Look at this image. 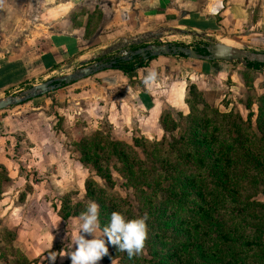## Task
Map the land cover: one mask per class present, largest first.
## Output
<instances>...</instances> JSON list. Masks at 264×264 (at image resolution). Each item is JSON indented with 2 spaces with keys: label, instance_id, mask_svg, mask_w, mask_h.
I'll return each mask as SVG.
<instances>
[{
  "label": "rangeland",
  "instance_id": "rangeland-1",
  "mask_svg": "<svg viewBox=\"0 0 264 264\" xmlns=\"http://www.w3.org/2000/svg\"><path fill=\"white\" fill-rule=\"evenodd\" d=\"M60 1L66 0H47V4L53 6ZM97 6L95 4V7L86 9L88 6L82 2L73 8L72 14L80 17L85 16L84 22L97 27L101 20V12ZM54 16L48 10V14L44 17L49 19ZM74 21L82 22L81 19ZM214 42H222L247 51H254L247 49L246 41L242 40L238 34L207 38L190 32L182 34L168 30H162L156 37L144 36L141 38L140 45L172 43L196 49L199 46L205 48ZM130 44L136 43L125 37L118 40L116 46ZM116 46L106 51L103 60L109 61L111 57L121 52L115 49ZM21 52L18 51L17 54ZM2 53L16 55V52L10 51ZM99 56H94L95 58L87 64L101 60V58L98 59ZM168 56L166 58L179 59L181 57L179 55ZM190 60L191 64L189 61L173 64L168 62V59L150 63V60L144 66L148 70H140L138 74H134V72L131 74L130 85L139 84L140 87H143L145 83L142 84V82L145 77L154 70L156 82H161L162 85L159 86V89L166 86V83L170 85L172 78L177 80L178 74L186 78L185 83H181V87H185L183 97L180 98L176 92L177 98L175 99L178 101H172L175 106H168L161 102L160 98L152 114L143 119V122H146L144 124L142 122L143 130H140L133 121L134 116L131 111L135 107L130 103V100L127 102L129 104L128 113L122 115L119 122L110 116L111 111H117L118 106L108 100L107 96L110 93L107 90L106 111L98 106L100 100L95 101L94 109L87 108L86 101L82 99L89 95L87 89L92 87V83L84 86L79 85L72 89L74 94L82 96L80 100L76 97L72 98L74 100H69L71 91L66 86L71 82L50 91L51 93H46L45 95L49 96V101L43 102V104H38L35 107L31 104L17 109L9 106L11 108L0 110V162L6 166L10 176V181L3 185L2 199L0 200V264H13L14 262L23 264L22 260L18 261L21 254L26 257L27 264H71L70 257L64 253L73 250L72 238L78 228V216L63 219L65 212L62 207L65 199L69 200L67 205L71 208H74L78 202H88L84 197L86 179L92 178L108 193L125 198L132 205L134 217L144 214V212L141 215L138 214V193L136 195L135 190L128 187L124 178L115 170L111 169L113 185L107 186L90 165L86 166L80 162L81 146L84 142L99 145L101 144L99 142H106V138L119 140L133 146L143 157V146L155 153L158 149L155 145L157 142L162 140L167 143L172 142L174 139L188 135V131H191L194 126L200 127L203 132L205 130L203 127L204 118L212 119L213 124L216 123L219 126V130L216 132L219 136L227 134L230 130L235 133V138H237L236 129L246 127L250 128L249 133H256L257 139L260 138L264 133V121L262 120L264 118V66L253 69L238 60L221 61L223 63L214 72L216 74L204 79L201 77L204 73V69L199 66L201 63ZM205 62L209 63V61ZM76 67L78 64L67 65L63 68L57 66V71L50 77L74 72ZM139 74L140 76H138ZM28 78L29 82L26 80V84H19L20 89L6 96L18 95L21 91L29 89L32 86L30 84V81L33 80L32 74ZM161 95L171 97V92L162 91ZM131 101H133L132 96ZM100 103L104 104L103 101ZM260 106L263 108L262 110H260ZM161 120L166 127L164 130ZM233 123L238 127L232 126ZM210 127L211 125L209 129ZM2 136L8 138L4 149L1 148ZM190 136L189 134L188 137ZM218 138L221 140L220 137ZM263 141L254 140V143L260 144ZM134 143L138 146H135ZM157 154L160 159L167 156V153L160 149ZM113 163L114 161L111 165ZM253 198L258 201L264 200L261 193H257ZM222 213L226 217L229 216L223 211ZM146 223L147 237L144 241L142 255L150 259L149 253L158 248L157 245H160L153 242L151 235L154 230L148 226L147 221ZM6 229L10 230L12 234H6ZM96 234H100V229H97ZM86 238H91V236L86 234ZM106 246L108 254L105 256H109L111 248L107 244ZM52 251L57 252L58 255L55 261L50 262L47 257ZM252 252L248 253L245 264H250L251 261L255 264V261H260L258 255H252ZM105 256L97 264H103ZM118 262V258H116L109 264H119ZM168 262L171 260L169 259Z\"/></svg>",
  "mask_w": 264,
  "mask_h": 264
},
{
  "label": "trees",
  "instance_id": "trees-1",
  "mask_svg": "<svg viewBox=\"0 0 264 264\" xmlns=\"http://www.w3.org/2000/svg\"><path fill=\"white\" fill-rule=\"evenodd\" d=\"M140 47L136 43L117 45L115 49L131 52ZM196 50L206 53L204 47ZM153 58L113 56L110 61L112 68L131 74ZM246 66L259 69L264 64L248 62ZM161 126L166 128L162 120ZM232 126L238 127L235 123ZM203 127V132L194 126L188 135L172 142L155 143L157 151L167 153L162 159L146 146L141 157L133 146L108 138L99 145L84 142L81 146L80 162L90 165L105 185H113V169L138 193V214H148V226L154 230L152 240L160 245L156 244L158 248L149 253L150 259L142 252L129 258L106 240L111 254L104 257L105 262L118 258L119 264H245L248 253L253 251L252 255L257 254L261 261L255 264H264V200L253 198L257 193L264 196V133L257 139L256 133H249L250 128L242 127L236 129L237 138L230 130L219 136V126L210 118H204ZM254 140L263 142L256 144ZM9 181L0 164V200L3 185ZM84 197L88 202H78L74 208L65 199L62 218L79 217L90 201L99 205L100 230L113 211L124 210L128 217L135 216L125 198L108 193L92 178L84 182ZM5 233L12 234L7 229ZM19 260L28 263L22 254Z\"/></svg>",
  "mask_w": 264,
  "mask_h": 264
},
{
  "label": "crops",
  "instance_id": "crops-1",
  "mask_svg": "<svg viewBox=\"0 0 264 264\" xmlns=\"http://www.w3.org/2000/svg\"><path fill=\"white\" fill-rule=\"evenodd\" d=\"M82 2L88 6L86 9L98 5L101 20L97 27L84 22L85 16L72 14L73 8ZM47 3V0H0V98L20 89L19 84H26L25 81L29 80L28 76L31 74L33 80L30 84H38L47 78H53L50 76L57 71V66L63 68L78 64L80 67L81 62L89 63L100 53L103 55L98 59L103 60L106 51L116 46L118 40L127 37L137 43L135 40H141L144 36L151 37L153 34L159 35L162 30L182 34L190 32L207 38L238 34L246 41L248 50L264 51V0H66L53 6ZM47 5L49 7L46 8ZM48 10L55 16L46 19L44 16L48 14ZM77 19L82 22H75ZM9 51L16 52V55L2 53ZM18 51L22 52L17 54ZM166 57L169 56H156L150 63L160 59H168L173 64H181L183 61L192 63L190 58L182 56L179 59ZM192 60L201 63L199 66L204 69L201 77L204 79L216 74L214 72L223 63ZM140 70L148 68H137L134 74H138ZM131 74L107 68L78 79L66 86L71 91L69 100L82 98L80 94L72 92L73 88L92 83V87L87 89L89 95L82 99L86 101L87 108L94 109L95 101L100 100L104 104L98 102V106L106 111L107 90L110 93L108 100L118 106L117 111H111L110 116L119 122L122 115H127V102L130 100L135 107L131 111L133 121L143 130V119L152 114L160 98L168 106H175L172 101L177 100L176 92L180 98L185 92L181 83H185L186 78L181 74L177 75V80L172 78L170 85L166 83L160 89L161 82H156L155 78L150 84L142 82L145 83L143 87L139 84L130 85ZM162 91H170L171 97L161 95ZM47 101L49 96L43 94L11 107L17 109L31 104L35 107ZM1 139V148L4 149L8 138L2 136ZM0 164L7 171L6 166L1 162Z\"/></svg>",
  "mask_w": 264,
  "mask_h": 264
},
{
  "label": "clouds",
  "instance_id": "clouds-1",
  "mask_svg": "<svg viewBox=\"0 0 264 264\" xmlns=\"http://www.w3.org/2000/svg\"><path fill=\"white\" fill-rule=\"evenodd\" d=\"M154 78L155 71L152 70L144 82L150 84ZM148 218L146 212L130 218L124 210L113 211L107 225L97 235V229H100L99 205L95 201H90L86 210L77 218L78 228L72 238L73 250L64 254L70 257L71 264H97L108 254L107 240V244L115 245L120 251L126 252L129 258L139 255L147 237ZM86 234L91 238H86ZM57 255V252L52 251L47 258L50 262L55 261Z\"/></svg>",
  "mask_w": 264,
  "mask_h": 264
},
{
  "label": "water",
  "instance_id": "water-1",
  "mask_svg": "<svg viewBox=\"0 0 264 264\" xmlns=\"http://www.w3.org/2000/svg\"><path fill=\"white\" fill-rule=\"evenodd\" d=\"M156 37L157 34L151 35ZM139 44L141 40H135ZM206 53H200L196 49L179 44L160 43V44H146L135 51L127 52L122 57L131 59L136 55H140L143 59L149 56L161 55H184L190 59H197L203 61H231L238 60L240 63L246 65L248 62H258L264 64V51H247L233 45L222 42H214L205 47ZM115 56H120L116 54ZM74 72L67 73L58 77H53L38 84L32 85L29 89L21 91L18 95L6 96L0 98V110L12 105H18L23 102L35 98L37 96L49 93L54 89H59L63 84H69L78 79L90 76L101 70L112 68L113 61L99 60L90 64L81 62Z\"/></svg>",
  "mask_w": 264,
  "mask_h": 264
},
{
  "label": "built area",
  "instance_id": "built-area-1",
  "mask_svg": "<svg viewBox=\"0 0 264 264\" xmlns=\"http://www.w3.org/2000/svg\"><path fill=\"white\" fill-rule=\"evenodd\" d=\"M127 52H128V51L122 50V51L119 53V55H120V56H123V55H125Z\"/></svg>",
  "mask_w": 264,
  "mask_h": 264
}]
</instances>
